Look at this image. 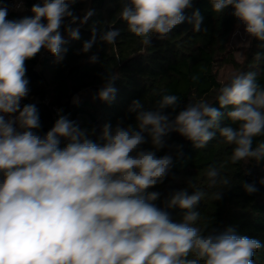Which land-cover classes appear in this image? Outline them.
<instances>
[{
  "label": "clouds",
  "instance_id": "9594fccd",
  "mask_svg": "<svg viewBox=\"0 0 264 264\" xmlns=\"http://www.w3.org/2000/svg\"><path fill=\"white\" fill-rule=\"evenodd\" d=\"M78 2L39 0L31 7L32 15L10 20L8 5L0 0V264H253L254 253L264 247L259 240L238 235L233 227L221 231L194 226L202 199L218 201L231 186L221 174L223 164L210 165L205 172L208 186L217 191L179 190L159 207L155 202L161 193L148 190L163 184L171 172L172 155L157 156L172 147L171 133L203 149L218 132L221 143L234 146L231 163L264 160V141L253 147L254 138L264 136V87L257 83V73L241 72L221 86L219 107L199 98L174 117L180 102L176 95H161L154 108L133 100L128 111L135 114V124H104L99 137L103 143L90 138L95 128L82 129L59 112L41 134L36 106L21 107L30 92L26 62L41 50L57 63L65 59V37L80 39V28L94 15L91 8L77 15L72 6ZM193 2L120 0L119 18L148 47L154 36L164 39L185 21L201 31L204 17L198 9L185 16ZM210 3L218 14L231 7L244 32L264 42V0ZM91 33L80 52L88 53L96 43L97 29ZM119 36L120 30L110 24L99 40L115 45ZM97 61L96 55L90 57V62ZM118 78L116 73L104 78L99 100L115 99ZM228 108L226 114L221 111ZM225 116L231 124L222 127ZM145 134L149 150L141 148L148 142ZM243 188L249 194L257 191L250 183ZM177 208L183 213L180 221L168 211Z\"/></svg>",
  "mask_w": 264,
  "mask_h": 264
},
{
  "label": "trees",
  "instance_id": "16d2710c",
  "mask_svg": "<svg viewBox=\"0 0 264 264\" xmlns=\"http://www.w3.org/2000/svg\"><path fill=\"white\" fill-rule=\"evenodd\" d=\"M12 1L2 0L8 8ZM24 1L25 9L9 10L8 19L32 15L31 7L39 0ZM89 8L94 10V15L80 28V39L65 37L68 43L63 46L67 49L63 61L57 63L55 57L41 50L26 62L30 92L21 101V107L25 104L36 106L42 125L41 134L53 126L59 111L82 129L95 128L96 134L90 138L103 143L99 137L104 124L109 123L113 127L118 122L123 126L135 124V114L128 111L133 100L140 99L146 108H154L161 95H176L180 102L176 112L172 113L174 117L194 92L207 94L217 89L209 103L219 107L216 102L219 88L241 72H256L257 83L264 87V42L250 37L243 58H236V49L229 47V43L239 23L231 15V7L218 14L212 11L210 0H194L193 7L185 11V16H191L198 9L204 17L201 31H194L192 25L185 21L174 27L164 39L154 36L148 47L130 34L126 23L119 18L120 0H80L72 6L73 11L81 16ZM110 24L120 30L115 45H106L99 40L101 30H106ZM93 27L97 29V41L88 53H82L80 49L91 38ZM257 54H260L259 60L256 59ZM92 55L98 57L96 63L90 62ZM219 65H231L235 74L221 81L216 68ZM111 73L119 77L114 85L117 92L113 101L103 102L97 93L103 87L104 78ZM229 110L221 109L225 114ZM229 124L231 121L225 116L221 126ZM145 136L148 142L141 148L149 150L152 147L150 138L147 134ZM261 141H264V136L254 138L253 147ZM65 143L61 140L60 147ZM168 144L172 147L160 150L157 156L172 155L174 164L171 172L163 184L148 190L161 193L155 202L157 206L163 207V201L179 190L187 189L189 194L195 189L206 193L219 190L208 186L205 172L210 165L220 168L223 164L221 174L231 180V186L222 190V199L218 201L207 197L202 199L197 205L200 219L194 226L221 231L233 227L238 235L257 239L264 245V184L260 183L264 179V160L231 163L228 157L234 146L221 143L218 132L203 149H197L177 133L170 134ZM190 180L195 188L189 187ZM244 183L254 184L257 191L247 193ZM168 211L173 220H181L183 213L180 209ZM253 264H264V247L254 253Z\"/></svg>",
  "mask_w": 264,
  "mask_h": 264
},
{
  "label": "rangeland",
  "instance_id": "374dc122",
  "mask_svg": "<svg viewBox=\"0 0 264 264\" xmlns=\"http://www.w3.org/2000/svg\"><path fill=\"white\" fill-rule=\"evenodd\" d=\"M249 38L250 37L244 32L243 26L238 24L230 38V43H229V47L231 48L234 47L236 49L235 55L238 60H241L243 58L244 51L248 45ZM216 68L218 70V78L221 81L235 74V70L231 65H224V66L219 65ZM216 93H217V89H213L211 90V92L207 94H200L198 92H194L189 96L187 103L195 101L199 98H204L209 101L213 96H215Z\"/></svg>",
  "mask_w": 264,
  "mask_h": 264
},
{
  "label": "built area",
  "instance_id": "2783aa9c",
  "mask_svg": "<svg viewBox=\"0 0 264 264\" xmlns=\"http://www.w3.org/2000/svg\"><path fill=\"white\" fill-rule=\"evenodd\" d=\"M26 7V3L24 0H14L10 3L9 10L10 12L23 11ZM59 111H57L58 114ZM60 114V112H59Z\"/></svg>",
  "mask_w": 264,
  "mask_h": 264
}]
</instances>
